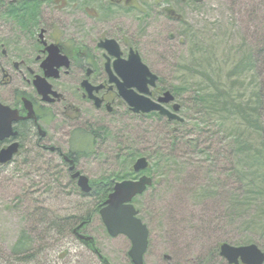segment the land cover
<instances>
[{"label": "rangeland", "instance_id": "rangeland-1", "mask_svg": "<svg viewBox=\"0 0 264 264\" xmlns=\"http://www.w3.org/2000/svg\"><path fill=\"white\" fill-rule=\"evenodd\" d=\"M174 1L185 11V23L159 12L142 22L135 8L108 12L118 13L110 24L121 29L113 33L115 37L126 38L140 53L160 76V87L186 88L177 95L186 104L180 112L185 121L167 123L153 115L127 112L102 144L90 142L88 154L79 162L96 188L91 196L81 195L69 175L55 176L48 167L40 181L39 173L32 171L38 165L0 167V264H102L70 231H59L60 224L73 216L92 217L85 233L95 237L111 264H133L130 239L108 233L97 205L107 194L102 192L108 182L126 177L128 171L121 173V165L134 153V160L146 156L154 168L144 172L154 178V185L133 200L149 229L144 264H228L220 256L223 243H255L264 252V0H202L187 6ZM68 2L64 8L58 0L57 13L68 15L69 36L75 34L70 13H82L72 6L107 4L106 0ZM250 53L253 60L236 69ZM209 87L219 95L229 91L236 99L255 100L253 96L261 94L260 131L247 132L240 119L221 105L212 116L222 119L223 125L216 123L208 154L188 144V138L203 143L209 136L201 132L204 124L197 125L195 118L204 115L196 113L191 101L195 90ZM206 122L215 124L210 116ZM242 133L251 140L243 153L232 137ZM163 147L170 158L155 168L153 159Z\"/></svg>", "mask_w": 264, "mask_h": 264}, {"label": "flooded vegetation", "instance_id": "flooded-vegetation-1", "mask_svg": "<svg viewBox=\"0 0 264 264\" xmlns=\"http://www.w3.org/2000/svg\"><path fill=\"white\" fill-rule=\"evenodd\" d=\"M57 1L0 0V103L12 111L1 119L6 135L0 134V167L38 165L37 171L34 168L32 171L39 173V181L48 167L55 176L69 175L70 183L76 185L78 178H73V174L80 171L89 178L92 187L87 195H93L97 191L92 180L78 167L81 158L88 154L90 142L102 144L106 133L127 112L134 116L153 115L167 123L180 122L170 120L159 111L136 113L120 95L118 83L122 78L115 62L128 60L132 50L139 52L126 38L115 37L113 33L121 29L110 28L111 18L118 14L109 13L110 10L123 7L124 12H132L135 8L142 22L159 12L181 23H185V11L174 6L173 0H106V6L92 8L86 3V9L77 3L71 8L76 7L82 13H70V26L75 34L69 36L65 24L69 22L68 15L57 13ZM62 1L67 8L68 0ZM201 1L176 0L182 6ZM159 5H162L160 9ZM107 40L117 42L119 56L115 55L116 47L106 43ZM160 83L158 75L157 85L151 87L150 95L155 101L171 90L160 87ZM175 97L181 105L180 114L186 104L178 100L176 94ZM173 104L163 105L172 110ZM83 140H86L85 146ZM14 145L17 150L12 158L2 162L3 152ZM134 154L125 156L121 173L128 172L122 181L138 180L146 175L135 170ZM79 192L83 193L80 189ZM85 222L74 223L70 233L76 238L82 233L86 235ZM87 248L102 264H108L95 249Z\"/></svg>", "mask_w": 264, "mask_h": 264}, {"label": "water", "instance_id": "water-1", "mask_svg": "<svg viewBox=\"0 0 264 264\" xmlns=\"http://www.w3.org/2000/svg\"><path fill=\"white\" fill-rule=\"evenodd\" d=\"M106 43L113 44L119 56V46L114 40H107ZM105 44V43H104ZM118 74L122 81H119V93L136 113H151L159 111L160 114L168 116L170 120L184 121L178 114L181 105L175 102V96L167 90L157 101L153 100L151 87H155L158 81V75L153 73L150 68L142 61L139 53L131 51L128 60L122 63L115 62ZM119 64V65H117ZM134 88L137 89L134 90ZM174 102L173 109L169 110L163 104ZM12 112L8 107L0 103V134L6 135L4 125L1 119ZM9 127V124L7 125ZM11 128V124H10ZM17 150V145L5 150L2 154L1 161L7 162ZM149 166L146 157H140L135 163L136 171H143ZM74 169V165L71 167ZM73 178H78V185L85 193L91 191L89 178L77 171ZM153 178L143 175L138 180H124L115 184L114 190L109 194L104 206L100 210L102 220L108 230V233L117 237L119 235L127 236L131 243L129 256L133 264H144V256L149 245L148 226L138 217L139 211L133 204V199L144 193L148 187L153 185ZM81 240L100 253L91 236L80 235ZM220 254L230 264H264V252L255 243L235 246L229 243H223L220 247ZM101 258L108 262L107 258L100 253ZM167 258L169 256H166Z\"/></svg>", "mask_w": 264, "mask_h": 264}, {"label": "trees", "instance_id": "trees-1", "mask_svg": "<svg viewBox=\"0 0 264 264\" xmlns=\"http://www.w3.org/2000/svg\"><path fill=\"white\" fill-rule=\"evenodd\" d=\"M254 58V54L250 53L247 55V59L246 60H241V62L238 64V66L236 67V69H239L240 67H243L244 63H247L248 60ZM246 68V67H244ZM206 88L205 89H197L194 91V95L193 98L191 99L192 104H194L195 107H197L196 113L197 114H203L204 116L200 119L195 118L197 125L199 124H204L201 128V132L202 134H207L208 133V138L206 141H203V143L200 142V139H194V138H188L187 139V143L191 144V146L197 148V149H201L202 151L206 152V154H208V150H211L212 147L210 146L213 143V139L214 136L217 134L216 131L214 132L213 129L214 127H216V123L219 122V125L222 126L223 125V121L220 118H216L212 115H214L213 113L216 112L217 110L215 108L219 107V106H224L226 107L228 112L234 113L237 117L240 119V123L243 126L245 130L248 132H254V133H258L260 130L259 127L261 126V119L263 117L261 111L263 109V102L261 100V94L260 96L258 94H255L253 97L255 98V100L253 99H241V98H233V96H230L229 91H227L225 93V95H219L216 91H214V89H210ZM217 89H220L219 87ZM186 90V88L183 86L181 88H175L173 89L175 94H179L182 93ZM215 109V111H214ZM225 111V110H223ZM210 116L213 117V119L215 120V124H210L206 122V117ZM197 120H200L199 122ZM178 123V122H177ZM181 124V123H179ZM199 127V126H198ZM174 134H175V129L173 130ZM176 136L173 135V137H171V141L174 142L176 140V138H174ZM234 137L236 143L239 144V152L243 153L247 150H249V145L251 143V140L248 136H245L244 133L242 134H238L237 136H233ZM234 141V142H235ZM83 144L85 146L86 144V140H83ZM208 142V143H206ZM202 144H206L205 147H201ZM207 144H209V146H207ZM81 150H86V148H80ZM211 148V149H209ZM207 149V150H205ZM157 156L158 157H154L153 161L155 162L154 166L155 168H158L162 161L166 162V158H170V155H168L166 152L167 148H159V150H157ZM166 151V152H165ZM169 153V152H168ZM135 158V156H134ZM152 158V157H151ZM153 168V166H150L149 170H151ZM154 169V168H153ZM48 172H51L48 170ZM54 174V173H53ZM52 174V175H53ZM113 182L110 181L108 182V188L105 189L106 191V195L100 197V202L97 205V209L99 210L102 207L103 202L106 200L108 193L111 192L113 190ZM75 217V216H73ZM71 217L68 221L64 222V224H60L61 229H59L60 232H68L71 231L73 229V224L75 223L76 225L79 224V222H82L83 220H90V216H83V217H78V218H73ZM75 219V220H73ZM69 233V232H68ZM20 244V243H19ZM22 244V243H21Z\"/></svg>", "mask_w": 264, "mask_h": 264}]
</instances>
